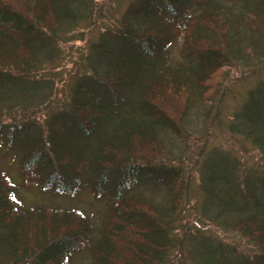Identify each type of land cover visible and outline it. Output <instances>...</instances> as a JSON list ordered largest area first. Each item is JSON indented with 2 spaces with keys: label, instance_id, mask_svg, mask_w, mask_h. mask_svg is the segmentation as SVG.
I'll return each mask as SVG.
<instances>
[{
  "label": "trees",
  "instance_id": "16d2710c",
  "mask_svg": "<svg viewBox=\"0 0 264 264\" xmlns=\"http://www.w3.org/2000/svg\"><path fill=\"white\" fill-rule=\"evenodd\" d=\"M88 8V0H0V142L20 153L21 170L40 189L90 186L100 194L106 184L113 187L107 222L91 249L93 264H171L168 249L184 243L173 233L179 219L171 208L160 209L163 202L156 207L127 194L139 179H169V188L178 180L182 186L172 166L140 163L149 161L146 151L156 152L159 134L180 133L191 107L211 106L205 84L228 65L251 70L243 79L252 87L226 130L231 138L241 136V151H255L264 166V0H136L117 27L90 45L92 56H82L88 74L97 78L86 73L73 82V101L58 108L48 100L49 83L37 74L45 60L54 62V35L71 30ZM177 39L183 41L182 59L173 65L166 49ZM43 104L45 118L39 121L33 114ZM134 144L139 147L130 160ZM218 155L222 186L217 192L210 188L217 177L209 171L200 184L225 195L224 205L201 206L204 230H222L235 216L234 229L258 249L244 257L203 234L184 235L187 246L193 245L198 264H264V220L248 216L264 213V172L245 176L239 187L237 158ZM14 189L0 174V264H68L74 250L90 247L91 231L80 212L21 210Z\"/></svg>",
  "mask_w": 264,
  "mask_h": 264
},
{
  "label": "rangeland",
  "instance_id": "374dc122",
  "mask_svg": "<svg viewBox=\"0 0 264 264\" xmlns=\"http://www.w3.org/2000/svg\"><path fill=\"white\" fill-rule=\"evenodd\" d=\"M235 3L239 4L238 1ZM132 5H136V0H88L89 8L85 18L78 20V23L71 30H67L66 32L58 31L54 35L57 39L54 62L51 63L45 60L42 71L37 74L38 78H44L43 80L49 83L51 92L48 100L52 101L51 103L54 106L57 105L59 108L61 107L60 104L73 101L72 83L81 79L89 71L84 68L86 66V59L82 58V56H86V54L88 58L92 56V53L89 52L90 45L98 43L102 32L117 27L119 20ZM182 44V39H177L167 47L165 56L167 62L175 65L182 59L180 56ZM250 73L251 70L231 65L216 71L210 81L205 84V98L208 95L213 97L211 102H207L211 103V106L207 109L205 106L200 108L191 107L188 116L185 118V122H182V126L179 127L180 133L176 134L171 131H165L159 134L158 140L161 145L155 146L156 152L154 153L146 151L150 156L149 161L145 159L146 161L139 162L145 167L155 166V168H159L172 166L183 179L182 186L177 180V184L171 188L168 187V184H170L169 179L160 180L159 182L147 178L139 179L138 188L134 189L132 193L127 194V197L136 196V198L149 200L156 207L161 205L159 203L163 202L160 209L171 208L172 211L170 213H174V216L179 219L173 233L177 238L183 239L184 243L181 240L182 244L174 249H168L166 258L171 264H198L195 260L196 251L193 245L187 246L188 239L184 238V235L185 237L198 236L199 234L207 235V237L216 236V239L229 245L231 252L240 253L244 257L248 254L253 255V251L258 249L257 246L252 244V241L243 238L234 229L232 224L234 225L235 223V216H230L233 222L231 220V223L224 228L225 230L210 227L209 233L204 230L205 227L203 225L206 224L207 227L208 223H204V213L201 211L203 204L207 207L213 206L218 210H222L224 205L222 197L225 195H217L209 191L212 187L217 192L218 188L222 186L220 178L222 166L218 155L220 151L229 152L231 156H234L235 160L237 158L240 164L237 170V185L240 182L239 187L243 186L245 176H250L256 172H264V166L257 160L256 152L252 151L247 154L241 151L239 142L240 140L243 141L242 137L231 138L226 130L228 124L233 123V113L243 103L247 95L246 93L252 87L250 82L243 79ZM87 77L97 78L91 71ZM250 80L251 82L257 81L256 78ZM119 88L122 90V87ZM127 89V87L123 89L122 93L126 94ZM216 92L217 95L215 97L214 94ZM196 97L194 96L193 100ZM50 105L48 104V106ZM41 107L36 114H33L39 121L45 118L44 104ZM126 108L127 106L124 110ZM33 115L31 119H34ZM188 132L190 134L189 138L181 140L180 134L187 137L189 135ZM205 141H207V144L203 148ZM244 143L246 147H250V143ZM138 147L139 145L136 146L134 144L127 152V154H132L130 160H133L136 156ZM214 150H218V152ZM246 150L249 151L248 149ZM178 151L181 152L173 158L174 154ZM202 151L203 153L201 154ZM182 152L185 155L181 156ZM118 154L121 155L122 153ZM20 158L21 155L17 150H8L0 142V174L5 175L15 185L13 191L14 198L18 201L20 209L26 211L31 208L47 207L80 212L91 231L89 233L90 247L74 250L68 256L67 263L93 264L91 249L98 243L96 240L100 238V230H102L107 222L110 200L113 199L112 196L115 193L113 187L106 184L101 189L100 194H94L90 186H80L70 192H62L51 187L40 189L21 170ZM208 171L217 177L210 183L209 189L207 187L204 188L203 184H200L202 180L201 175H204ZM108 180L113 185L116 183L115 176L109 175ZM255 192L259 195L262 190ZM206 197L211 202L206 200ZM234 205L236 204L233 201L231 207ZM253 214L254 218L259 222L260 219L264 220V213H251L248 216Z\"/></svg>",
  "mask_w": 264,
  "mask_h": 264
}]
</instances>
